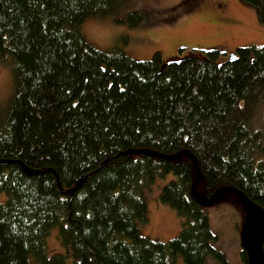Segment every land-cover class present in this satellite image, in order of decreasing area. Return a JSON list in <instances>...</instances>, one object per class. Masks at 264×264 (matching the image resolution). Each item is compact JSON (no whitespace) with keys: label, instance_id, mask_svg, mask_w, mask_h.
Segmentation results:
<instances>
[{"label":"trees","instance_id":"obj_1","mask_svg":"<svg viewBox=\"0 0 264 264\" xmlns=\"http://www.w3.org/2000/svg\"><path fill=\"white\" fill-rule=\"evenodd\" d=\"M126 0H0V61L12 95L0 111V264H228L213 245L208 198L232 185L264 211V44L162 62L101 49L81 31L88 16ZM264 23V0H243ZM139 11L117 21L142 22ZM172 173L159 200L182 218L166 241L142 235L144 189ZM82 179L80 186L76 185ZM58 226L65 253L47 248ZM264 249V245H263ZM71 258V262L69 259ZM241 264L250 251L240 250Z\"/></svg>","mask_w":264,"mask_h":264},{"label":"rangeland","instance_id":"obj_2","mask_svg":"<svg viewBox=\"0 0 264 264\" xmlns=\"http://www.w3.org/2000/svg\"><path fill=\"white\" fill-rule=\"evenodd\" d=\"M132 11L142 14L138 26L116 20ZM81 31L98 48L119 47L139 60L159 52L163 63L190 54L203 57L209 49L226 53L223 59L238 47L264 44V23L258 19L257 8L243 0H126L113 14L88 16L81 23ZM12 88L10 61H0V111L9 101ZM173 178L172 173L158 176L144 189L147 219L138 224L142 235L166 241L179 234L182 218L158 198L163 185ZM206 211L217 236L213 245L224 253L228 264H241L240 232L245 210L240 199L232 191H223ZM47 248L51 254L65 253L58 226L50 229ZM29 259L30 264H37L32 256ZM176 264H185L181 256H177ZM206 264L223 263L208 257Z\"/></svg>","mask_w":264,"mask_h":264},{"label":"water","instance_id":"obj_3","mask_svg":"<svg viewBox=\"0 0 264 264\" xmlns=\"http://www.w3.org/2000/svg\"><path fill=\"white\" fill-rule=\"evenodd\" d=\"M233 55L234 53L230 54V57H233ZM136 152L150 153L152 155L163 157L166 159H177L182 154L188 155L193 162L196 172L195 179L193 180L192 183V190L196 195V197L198 198V200L201 202V204L204 205L205 207L212 205L223 191L229 190L234 192L240 199L245 210V220L241 228L240 239L242 246L248 248V250L250 251L249 264H264V249H263L264 211H262L254 201L249 199L245 193H243L241 190H239L238 188L232 185H227V186H222L217 190H215L208 198H204L197 191L196 188L197 182L201 179V171L195 156L192 153H190L188 150H181L174 154H165L148 149H129L125 153H136ZM8 162H17L21 164L22 168L27 174H33L37 172V170L27 166L20 160H11L5 158L0 159V163H8ZM81 184H82V179L80 178L76 182V185L80 186Z\"/></svg>","mask_w":264,"mask_h":264}]
</instances>
